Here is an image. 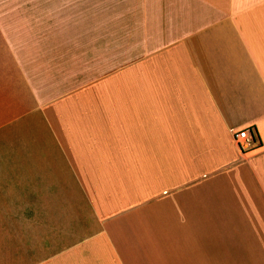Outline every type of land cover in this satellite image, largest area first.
Returning <instances> with one entry per match:
<instances>
[{"label":"crops","instance_id":"obj_1","mask_svg":"<svg viewBox=\"0 0 264 264\" xmlns=\"http://www.w3.org/2000/svg\"><path fill=\"white\" fill-rule=\"evenodd\" d=\"M0 40V263L264 264V0H0Z\"/></svg>","mask_w":264,"mask_h":264},{"label":"rangeland","instance_id":"obj_2","mask_svg":"<svg viewBox=\"0 0 264 264\" xmlns=\"http://www.w3.org/2000/svg\"><path fill=\"white\" fill-rule=\"evenodd\" d=\"M23 25V24H22ZM35 28H38L40 30L41 26L44 24H31ZM67 25V24H65ZM85 25V24H81ZM88 25V24H86ZM95 25L97 27V31H103L108 30L112 32V44H113V56L115 57L120 56V59L124 58H131L135 57V50H136V23H120V22H113L111 24H103V23H95L91 24ZM18 26H21V24H18ZM1 41V40H0ZM99 41V39H98ZM1 44V43H0ZM104 46V45H103ZM128 50L129 55L122 56L120 55V52H124ZM117 57V58H118ZM119 60V59H118ZM10 62L9 57L5 54V51L3 50V47L0 45V65ZM0 264H7V263H0ZM10 264V262H8Z\"/></svg>","mask_w":264,"mask_h":264},{"label":"built area","instance_id":"obj_3","mask_svg":"<svg viewBox=\"0 0 264 264\" xmlns=\"http://www.w3.org/2000/svg\"><path fill=\"white\" fill-rule=\"evenodd\" d=\"M233 139L238 143L240 150L247 151L255 144L256 133L252 127H244L234 130Z\"/></svg>","mask_w":264,"mask_h":264}]
</instances>
